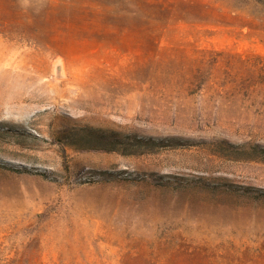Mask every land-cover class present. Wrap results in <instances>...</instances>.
Here are the masks:
<instances>
[{"label": "rangeland", "instance_id": "374dc122", "mask_svg": "<svg viewBox=\"0 0 264 264\" xmlns=\"http://www.w3.org/2000/svg\"><path fill=\"white\" fill-rule=\"evenodd\" d=\"M0 264H264V0H0Z\"/></svg>", "mask_w": 264, "mask_h": 264}]
</instances>
